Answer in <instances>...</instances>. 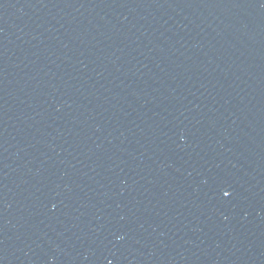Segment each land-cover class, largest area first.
<instances>
[{
    "label": "water",
    "instance_id": "obj_1",
    "mask_svg": "<svg viewBox=\"0 0 264 264\" xmlns=\"http://www.w3.org/2000/svg\"><path fill=\"white\" fill-rule=\"evenodd\" d=\"M0 264H264V0H0Z\"/></svg>",
    "mask_w": 264,
    "mask_h": 264
},
{
    "label": "snow or ice",
    "instance_id": "obj_2",
    "mask_svg": "<svg viewBox=\"0 0 264 264\" xmlns=\"http://www.w3.org/2000/svg\"><path fill=\"white\" fill-rule=\"evenodd\" d=\"M224 195H225V196H228V195H229V192L225 191V192H224Z\"/></svg>",
    "mask_w": 264,
    "mask_h": 264
}]
</instances>
